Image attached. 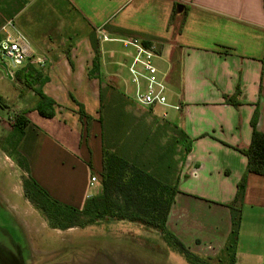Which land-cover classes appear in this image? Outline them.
I'll use <instances>...</instances> for the list:
<instances>
[{
	"label": "crops",
	"instance_id": "obj_1",
	"mask_svg": "<svg viewBox=\"0 0 264 264\" xmlns=\"http://www.w3.org/2000/svg\"><path fill=\"white\" fill-rule=\"evenodd\" d=\"M17 33L27 40L30 58L13 74L32 65L47 79L42 93L58 105L52 119L34 110L37 100L18 109L28 121L17 151L29 179L78 210L100 194V95H123L130 103L125 110L137 112L128 73L134 49L119 40L150 42L160 54L156 66L168 71V102L180 111L140 107L146 111L138 117L149 137H157L162 156L171 134L181 140L183 131L191 143L179 163L168 230L189 251L220 257L231 231L228 205L246 176L235 264H264V175L247 173L248 158L240 152L250 146L254 117L264 134V0H0V40ZM94 44L100 47L97 71ZM72 97L93 117L88 131ZM168 110L171 120L162 116ZM93 176L98 183L90 186Z\"/></svg>",
	"mask_w": 264,
	"mask_h": 264
},
{
	"label": "trees",
	"instance_id": "obj_2",
	"mask_svg": "<svg viewBox=\"0 0 264 264\" xmlns=\"http://www.w3.org/2000/svg\"><path fill=\"white\" fill-rule=\"evenodd\" d=\"M144 44L152 45L150 42H144ZM93 46L95 51L93 67L97 71L100 64V47L98 44ZM14 78L32 90L37 97L35 111L44 118L55 117L57 103L41 91L46 78L38 75V71L32 65L17 71ZM109 98L107 94L101 92L98 119L102 128L103 143L102 170L99 173V183L102 187L100 194L89 198L83 209L78 210L60 204L52 199L36 181L26 179L24 181L25 197L45 216L50 228L55 230H66L69 227L84 229L91 225L97 226L105 220L124 221L158 232L165 243L183 255L189 264H235L242 227L246 176L238 185L236 198L228 205L231 231L220 257L204 258L189 251L168 230L167 218L179 192V163H184L186 155L191 152L190 141L183 131H179L181 140L171 137L172 140L170 139L164 145L165 155L162 156L161 146L156 136L145 137L138 148L129 140H119L117 135L124 128L125 105L130 103L123 95H111ZM72 99L79 107V117L86 123L88 131L93 117L86 113L83 105L73 97ZM232 103L237 104V101ZM27 125L28 121L22 115L16 117L14 132L7 140L10 148L4 149L26 172L29 171L28 163L18 153L17 146ZM256 126L257 116L252 121L253 134L250 146L240 152L248 158L247 173L262 176L264 175V134L258 132ZM105 127L111 130L109 144L105 142ZM115 132L114 137L112 134ZM183 136L186 138L185 142L182 140ZM178 145L181 146L180 155L177 151Z\"/></svg>",
	"mask_w": 264,
	"mask_h": 264
},
{
	"label": "rangeland",
	"instance_id": "obj_3",
	"mask_svg": "<svg viewBox=\"0 0 264 264\" xmlns=\"http://www.w3.org/2000/svg\"><path fill=\"white\" fill-rule=\"evenodd\" d=\"M13 71L12 69V73ZM20 90H23L22 96L19 94ZM129 99L131 100L130 96ZM35 100L37 97L23 83L15 78L11 80L10 77H5L0 71V116L3 119L0 121V204L7 205L22 227L29 242L32 263L189 264L183 255L167 245L157 234L139 232L135 224L127 222L116 224L105 220L97 226L91 225L84 229L50 228L45 216L25 197L24 181L29 179L28 174L4 150L10 148L7 140L13 133L15 119L20 114L18 111L30 108ZM138 106L136 113L133 110L134 106L130 110H125L124 128L117 135L119 140H129L137 148L145 137L149 138L150 133L147 125L138 117L146 110ZM10 108L13 110L11 116L8 114L11 112ZM168 113L167 119L171 120L173 112L168 110ZM110 131L105 127L106 143L111 137ZM171 137L173 138V134ZM4 222L10 223L7 219Z\"/></svg>",
	"mask_w": 264,
	"mask_h": 264
},
{
	"label": "built area",
	"instance_id": "obj_4",
	"mask_svg": "<svg viewBox=\"0 0 264 264\" xmlns=\"http://www.w3.org/2000/svg\"><path fill=\"white\" fill-rule=\"evenodd\" d=\"M5 30V28H4ZM107 39V38H104ZM125 46L132 47L134 54L128 66L130 83L134 87L133 99L141 107L154 108L164 107L180 111L179 105H170L167 98L166 78L168 71L160 70L154 61L160 58V54L155 46H146L143 42L135 38L119 40ZM30 58V48L25 37L17 33L16 35L7 34L0 40V64L6 63L11 69L19 70L28 62ZM13 74V73H12ZM169 114L163 112V118ZM3 120L0 116V121ZM197 175L194 169L192 176ZM98 183L97 177L90 179V186Z\"/></svg>",
	"mask_w": 264,
	"mask_h": 264
},
{
	"label": "flooded vegetation",
	"instance_id": "obj_5",
	"mask_svg": "<svg viewBox=\"0 0 264 264\" xmlns=\"http://www.w3.org/2000/svg\"><path fill=\"white\" fill-rule=\"evenodd\" d=\"M5 219L10 223H5ZM28 243L17 218L7 205L0 204V250L7 259L0 264H33Z\"/></svg>",
	"mask_w": 264,
	"mask_h": 264
},
{
	"label": "water",
	"instance_id": "obj_6",
	"mask_svg": "<svg viewBox=\"0 0 264 264\" xmlns=\"http://www.w3.org/2000/svg\"><path fill=\"white\" fill-rule=\"evenodd\" d=\"M0 71L4 73L5 77H10V79H13L12 72L9 70V66L6 63H1L0 64ZM7 260L6 256L2 253L0 250V261Z\"/></svg>",
	"mask_w": 264,
	"mask_h": 264
}]
</instances>
